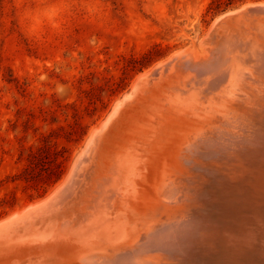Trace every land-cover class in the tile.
<instances>
[{
    "label": "bare ground",
    "instance_id": "6f19581e",
    "mask_svg": "<svg viewBox=\"0 0 264 264\" xmlns=\"http://www.w3.org/2000/svg\"><path fill=\"white\" fill-rule=\"evenodd\" d=\"M211 28L200 47L138 75L89 133L69 174L45 198L0 220V239L24 235L64 206L98 133L139 84L157 77L166 90L154 98L160 117L145 132L147 142L157 139L143 156L116 157L103 194L89 200L97 202L92 217L63 231L72 264H264V2L226 12ZM96 176L86 187L99 186Z\"/></svg>",
    "mask_w": 264,
    "mask_h": 264
},
{
    "label": "rangeland",
    "instance_id": "374dc122",
    "mask_svg": "<svg viewBox=\"0 0 264 264\" xmlns=\"http://www.w3.org/2000/svg\"><path fill=\"white\" fill-rule=\"evenodd\" d=\"M249 2L264 0H0V220L45 198L69 174L89 133L138 75L200 47L214 19ZM156 78L139 84L98 133L64 206L24 235L0 239V264H72L63 231L92 217L97 202L89 200L103 194L116 157L142 155L157 139L145 137L149 120L160 117L152 102L167 85ZM95 175L101 186L89 188Z\"/></svg>",
    "mask_w": 264,
    "mask_h": 264
}]
</instances>
